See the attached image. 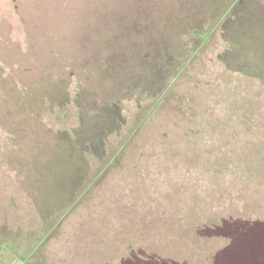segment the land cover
Instances as JSON below:
<instances>
[{"label": "rangeland", "instance_id": "obj_1", "mask_svg": "<svg viewBox=\"0 0 264 264\" xmlns=\"http://www.w3.org/2000/svg\"><path fill=\"white\" fill-rule=\"evenodd\" d=\"M0 264H264V0H0Z\"/></svg>", "mask_w": 264, "mask_h": 264}, {"label": "trees", "instance_id": "obj_2", "mask_svg": "<svg viewBox=\"0 0 264 264\" xmlns=\"http://www.w3.org/2000/svg\"><path fill=\"white\" fill-rule=\"evenodd\" d=\"M110 165H111V164H109L108 166H110ZM84 192H85V188L82 189V192H80V193H81L80 195H82ZM77 201H78V200H75L73 204H75ZM71 207H72V206H71ZM66 211H67V210H66ZM66 211H65V212H66ZM4 245H6V246L9 247V243H6V244H4ZM11 246H12L13 248L16 247V245H14V246L11 245ZM29 249H30V250H28V249L26 250V251H27V254L25 253L24 258H21L22 260H25L28 256L32 255V253L36 254V252L39 251V249H40V244L37 243V244H35L33 247L30 246ZM18 251H21V249H18ZM18 251H17V252H18ZM19 253H20V252H18V254H19ZM27 255H28V256H27Z\"/></svg>", "mask_w": 264, "mask_h": 264}]
</instances>
